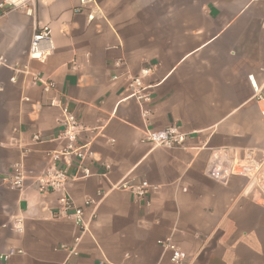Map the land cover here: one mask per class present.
I'll list each match as a JSON object with an SVG mask.
<instances>
[{
  "label": "crops",
  "instance_id": "0c3cea01",
  "mask_svg": "<svg viewBox=\"0 0 264 264\" xmlns=\"http://www.w3.org/2000/svg\"><path fill=\"white\" fill-rule=\"evenodd\" d=\"M36 1L34 18L0 19V264H173L158 244L167 239L186 264H264V186L208 174L223 160L264 158V115L248 81L255 74L264 84V0H96L94 20L74 12L78 0ZM43 26L56 50L40 63L29 49ZM25 66L54 80L55 92L14 72ZM145 68L153 86L147 119L126 91ZM54 96L85 128L92 176L70 182L67 195L79 207L95 201L85 209L86 232L59 217L58 193L34 183L64 146ZM174 124L189 134L185 149L141 142L147 129ZM17 163L28 176L23 190L4 182ZM77 166L76 156L57 163L71 176ZM128 179L158 189L139 199L118 188ZM10 250L22 253L6 263Z\"/></svg>",
  "mask_w": 264,
  "mask_h": 264
},
{
  "label": "built area",
  "instance_id": "2783aa9c",
  "mask_svg": "<svg viewBox=\"0 0 264 264\" xmlns=\"http://www.w3.org/2000/svg\"><path fill=\"white\" fill-rule=\"evenodd\" d=\"M79 5L74 12L77 14L89 11V19L94 20L95 15L100 13L99 6L96 0H78ZM36 0H0V19L10 13L22 12L26 16L34 18L37 12ZM56 50L52 39V31L49 26H43L36 29L29 49V59L44 63ZM3 59H0V66ZM122 61L116 63V66H121ZM14 72L22 74L30 78L33 85L41 87L45 95L52 94L56 90V83L51 78L44 75L32 72L28 66L17 67ZM152 74V69L145 68L136 76H131L127 83V97L137 101L142 110V116L147 119L150 111L145 108L152 101L151 90L153 86L145 84V80ZM117 79V78H116ZM15 82V78L11 79ZM248 81L253 89L254 98L257 101L260 112L264 115V84L260 86L255 74L248 76ZM49 106L60 111L59 124L62 127L59 139L64 142V146L59 151H54L49 154L50 166L43 171L34 180L35 187L40 191H52L58 193L60 210L58 215L60 218H72L74 223L79 226L83 232L88 230V223L85 220V209L95 204L93 199H87L83 206H76L67 195V188L70 182L77 179H85L92 176V172L86 167L85 162L88 158L87 146L80 144L81 135L85 128L80 122L77 115L72 112L61 98L54 96L49 100ZM189 139V134L184 132L180 125L174 124L167 129L154 131L147 129L141 138V142L151 146L152 149L165 150H182L186 148V143ZM36 142H40L39 135L34 136ZM76 156L78 158L77 172L74 176L67 173V170H62L57 167V163L63 158ZM110 170V166H106ZM208 174L215 180L223 182L229 174L245 175L252 178L257 183L264 186V158L261 161L253 159L243 162H230L228 160L221 161V164H215L209 170ZM6 186L12 190H23L28 182V176L22 163L14 164L12 172L4 180ZM121 190H128L135 194L137 198L142 199L148 196L150 192L156 191L158 188L152 186L147 181L136 183L134 179H128L118 187ZM74 211L73 214H69ZM21 220L16 222L15 229L21 231ZM80 239H77L76 245L69 250L71 255L77 256V246ZM164 250L171 253V262L173 264H186L187 255L181 250L171 239L158 242ZM60 249H67L65 246ZM17 253L10 250L4 254L3 259L6 263ZM68 264V263H64ZM103 264H107L104 262Z\"/></svg>",
  "mask_w": 264,
  "mask_h": 264
}]
</instances>
